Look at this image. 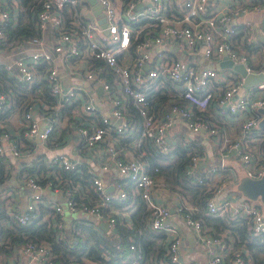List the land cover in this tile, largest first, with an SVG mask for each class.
Segmentation results:
<instances>
[{"label": "built area", "instance_id": "2783aa9c", "mask_svg": "<svg viewBox=\"0 0 264 264\" xmlns=\"http://www.w3.org/2000/svg\"><path fill=\"white\" fill-rule=\"evenodd\" d=\"M33 1L38 6L33 26L37 34L47 26L52 28L54 48L62 56L70 80L62 79L42 38L40 45L18 55L6 54L0 62L10 74L15 66L16 76L26 82L37 76L46 80L52 97L51 101L32 97L16 126L0 121V160L6 162L4 173L14 174L0 186V210L21 225L39 214L40 204L49 207L53 210L51 224L57 230L55 238L72 251L70 255L81 251L84 240L75 227V217L91 223L95 236L115 232L118 221L136 229V234L130 235L127 247L120 251L92 240L97 255L82 253L81 259L75 254L61 259L47 241L29 242L1 256L0 264H141L144 249L136 239L140 228L131 219L138 198L147 210L145 226L164 232L157 239L164 247L158 263L192 264L181 256V236L170 221L169 205L158 198L159 192L169 187L157 174L158 165H150L145 156L148 149L169 153L172 143L190 149L185 172L207 184L210 195L204 212L241 215L250 222L251 234L264 232L262 207L236 196L229 176L212 179L223 165L222 158L220 166L200 171L202 152L192 148L199 145L201 130L215 138L217 115L241 114L236 136L224 137V144L238 157L245 176L264 175V127L257 125L259 108L264 106V78L243 87L244 75L206 63L226 55L233 63H243L247 72L259 71L233 36L239 34L242 41L254 39L252 23L243 18L235 21L234 13L261 8L260 0L216 6L208 0H97L101 21L89 0ZM17 10L16 0H0V44L6 42V29L16 22ZM42 63L44 69L39 71ZM158 90H172L169 105L159 110L152 108L148 99ZM99 99L105 101L103 105L98 104ZM128 101L137 109L139 119L127 113ZM7 104L6 94L0 90V109ZM174 127L178 136L173 135ZM39 143L47 148L70 144L74 154L53 151L45 156ZM111 165L123 176L112 181L113 191L103 178ZM72 170L81 174L84 170L87 184L62 174ZM175 194L176 211L195 231L213 264H226L228 256L230 264H254L246 251L233 249L225 232L212 233L203 219L195 216V204L177 190ZM77 212L78 216L73 215ZM48 216L42 215L44 219ZM98 221L107 224L106 229Z\"/></svg>", "mask_w": 264, "mask_h": 264}, {"label": "trees", "instance_id": "16d2710c", "mask_svg": "<svg viewBox=\"0 0 264 264\" xmlns=\"http://www.w3.org/2000/svg\"><path fill=\"white\" fill-rule=\"evenodd\" d=\"M16 2L18 3L16 22L7 27L8 38L6 42L0 44V47L5 48L14 43L16 44L18 43L17 40L22 36H34L37 34L32 20V16L38 8L37 4L33 0H16ZM253 41L254 39H245L241 46L247 52L250 64L252 63L251 58H254L256 53H261L259 46ZM43 69L44 63L39 67V71H43ZM46 83L47 81L39 76L33 82H26L17 77L15 73H8L0 65V90L6 94V100L8 101V104L0 109V121H6L11 113L20 115L32 97L51 101L52 97L48 93ZM171 91L158 90L148 97L152 108L159 110L168 106ZM126 111L131 117L139 119L137 109L132 102H126ZM192 148L199 152L203 151V147L200 144ZM172 153L174 156L170 155ZM145 156L150 165H158L157 174L163 177L170 189L177 190L184 199L197 206L195 216L201 217L207 225H211L210 231L212 233L225 232V238L227 236L231 238L234 250L241 249L242 252L246 251L245 256L254 264H264V232L251 234L249 230L250 222L244 216L229 217L228 215H209L204 212L205 201L210 195V191L205 182L198 181L195 177L185 172L191 156L189 148L179 143H172L169 153H155L148 149ZM5 163V160H0V186L8 183V180L14 176V174L4 173ZM62 174L65 177H72L78 180L82 185L87 184V180H85L87 173L84 170H82V174L78 170L62 171ZM52 211L44 204H40L38 215L33 216L29 223L18 225L8 218L5 211L0 210V257L12 254L15 247L29 242L47 241L54 251L59 253L61 259L68 258L73 254L81 259L82 253L96 256L95 245L90 243L92 240L97 245L106 246L113 251L123 250L130 242L132 227L125 223L120 221L116 223L115 232H118L117 235L114 234L115 232H110L105 236H95L92 224L84 221L79 216L73 220L76 223L75 227L79 228L84 234V240L81 242L82 249L80 252L75 251L70 255L72 251L55 238L57 230L51 224ZM44 213L49 214L48 218L44 219L42 217ZM146 214L145 204L142 199L138 198L137 206L131 213V219L134 225L140 228L136 239L144 249V260L141 264H159V256L163 252L164 247L157 243V239L163 237L164 232L160 229L153 230L146 227L144 224ZM86 248L89 249L84 251Z\"/></svg>", "mask_w": 264, "mask_h": 264}, {"label": "crops", "instance_id": "0c3cea01", "mask_svg": "<svg viewBox=\"0 0 264 264\" xmlns=\"http://www.w3.org/2000/svg\"><path fill=\"white\" fill-rule=\"evenodd\" d=\"M210 5L216 6V4H238V0H208ZM261 4V8H251L246 13L242 12H235L234 13V20L240 21L242 18L247 19L253 25L252 28V35H254V43L259 46V51L261 53H256L254 58H251L252 66L257 70H264V0L259 1ZM239 34L233 36L234 42L238 44V47L242 46V41L239 37ZM42 38L43 42L42 45L49 51L52 52L53 55V63L58 68L62 79L65 82L70 80L68 74L65 73V68L62 63V56L58 54L57 50H55V39L53 30L50 26H47L44 32L36 34L34 36H22L18 40V43H14L8 47H0V62L6 59V54L10 55H18L25 50H30L35 46H38L39 39ZM206 61V60H205ZM219 60L213 59L207 61L208 65H212ZM250 62V59H249ZM216 68V67H215ZM224 71H229V73H240L239 71L231 68V67H221L217 68ZM17 68L14 66L13 73L16 74ZM241 74V73H240ZM247 86L248 84H244L243 87ZM242 90H244L242 88ZM98 93H101V90H95ZM42 101V99H40ZM105 101L102 99L98 100L99 105H103ZM218 111V110H217ZM217 114H219L217 112ZM242 115L238 114H220L217 115L216 119L218 121L219 130L215 135V138L209 137L204 131H200L197 134V139L200 140L199 144L203 147L202 157H201V167L200 171H207L211 166L218 164L220 166V160L222 158L223 165L220 167L218 171H215L212 175L213 180H218L220 178L229 176L230 180L229 186H231L234 190L236 196L244 197L252 203L259 204L262 209L264 210V206L261 201L256 200L255 198L245 196L239 188V182L242 177L245 176L242 166L238 160V157L235 155L233 150L229 148L226 144H224V137L234 138L239 130V122ZM19 115L17 113H11L6 119V124L13 127L17 125ZM257 125H259L257 123ZM185 129V128H184ZM173 131V129H171ZM187 131V130H185ZM190 132L188 131V134ZM173 135L178 136L176 128L174 127ZM39 150L45 155L48 156L53 151H63L69 154H74V148L70 144L63 145L61 147L55 148H47L43 144L39 143L38 145ZM17 160V159H16ZM104 180L108 181L107 188L110 191L114 190V186L112 185V181H117L123 179V176L120 175L113 165L110 166L109 174L106 172L103 176ZM15 180L12 181V183ZM158 198L161 202H164L169 205L171 210L170 221L176 224L178 227L180 236H181V247L180 253L183 258L189 261L192 264H213L211 262V255L207 252V249L204 248V245L200 243L197 239L195 231L187 225L184 220L181 218L180 214L176 211V204L178 201L177 195L175 194V190L173 189H163L159 192ZM22 202L24 201V196L21 197ZM24 202L22 203V205ZM76 215V214H75ZM78 216V215H76ZM67 217V216H66ZM68 219H71L67 217ZM93 223V221H92ZM97 224L102 228L107 227V224L104 222L98 221ZM134 224V223H133ZM206 224V223H205ZM207 225V224H206ZM135 226V225H134ZM210 228L211 225H207ZM136 229L132 228V234H136ZM227 263L230 264L228 258H226Z\"/></svg>", "mask_w": 264, "mask_h": 264}, {"label": "water", "instance_id": "95a60500", "mask_svg": "<svg viewBox=\"0 0 264 264\" xmlns=\"http://www.w3.org/2000/svg\"><path fill=\"white\" fill-rule=\"evenodd\" d=\"M89 1L93 5V11L98 15V19L101 21L103 17L100 16V4L97 2V0ZM212 66L216 68L231 67L239 71L242 75H244V82L246 84H250L264 78L263 71L247 72L243 63H233L232 59L226 55L222 56V58L219 59L218 62L212 64ZM259 112L261 113V117L258 121V124L259 126L264 127V106L259 108ZM238 186L245 196L255 199L259 198L264 206V175L259 178L244 176L241 178ZM104 229H106L105 226Z\"/></svg>", "mask_w": 264, "mask_h": 264}, {"label": "rangeland", "instance_id": "374dc122", "mask_svg": "<svg viewBox=\"0 0 264 264\" xmlns=\"http://www.w3.org/2000/svg\"><path fill=\"white\" fill-rule=\"evenodd\" d=\"M59 198L62 199V197H59ZM256 200H258V199H256ZM78 214H79V213L77 212L76 215H78ZM73 215H75V214H73ZM76 215H75V216H76ZM81 233H82V232H81Z\"/></svg>", "mask_w": 264, "mask_h": 264}]
</instances>
